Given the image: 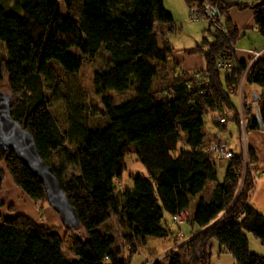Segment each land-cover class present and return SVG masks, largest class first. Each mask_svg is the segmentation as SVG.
I'll return each instance as SVG.
<instances>
[{"label": "trees", "instance_id": "1", "mask_svg": "<svg viewBox=\"0 0 264 264\" xmlns=\"http://www.w3.org/2000/svg\"><path fill=\"white\" fill-rule=\"evenodd\" d=\"M75 1L12 0L9 9L0 5V84L12 94L11 116L32 135L79 221L74 230L61 224L70 233L67 259L66 238L58 235L56 226L37 223L12 209L7 217L0 214V264H130L138 251L136 242L169 236L174 247L151 264H209L213 243L235 264H264V256L250 251L246 237L251 234L264 246V216L250 204L256 153L247 146L243 163L242 155L230 150L224 178L218 182L215 162L222 159L207 150L210 140L204 130L206 116L220 130L231 124L240 132L235 91L246 62L234 60L230 45L238 33L226 13L231 7L249 6L264 37V2L217 0L226 32L208 23L205 32L210 40L203 38L191 52L203 57L204 69L172 70L173 81L158 88L153 86L158 77L154 62L177 67L171 63L173 48L156 29L172 22L162 0H79L77 19L71 15ZM184 1L187 7H202L212 0ZM101 49L110 63L93 74L99 100L89 114L100 115L104 126L95 130L75 126L71 135L77 139L76 149L66 160L74 171L62 178L49 162L64 147L65 138L44 93L48 63L76 74L84 60H92ZM219 57L232 60L230 72L217 66ZM243 84L264 88V60L252 63ZM130 88L132 95L121 102L109 94ZM241 106L246 131L264 133V92L253 106ZM218 116L224 117L222 123ZM130 153L144 173H129L128 185L122 186ZM0 161L41 215L47 202L37 178L11 150L0 147ZM208 181L214 184L205 199L202 192ZM180 210L188 211L186 222L199 229L188 238L171 231L164 219L172 222ZM110 217L125 231L122 246L114 247V238L100 230Z\"/></svg>", "mask_w": 264, "mask_h": 264}, {"label": "rangeland", "instance_id": "2", "mask_svg": "<svg viewBox=\"0 0 264 264\" xmlns=\"http://www.w3.org/2000/svg\"><path fill=\"white\" fill-rule=\"evenodd\" d=\"M162 2L165 10L171 15L172 18L173 29L171 30V32L167 33L166 37L169 38L171 45L174 47V50H177L179 52L183 51L184 48L198 45L202 42L203 38L210 40V36L205 33V30L208 27L207 20L202 19L191 21L189 19L188 8L184 0H162ZM11 4L12 0H0V5L3 7H10ZM78 13L79 0H76L71 15L73 16V18L77 19ZM157 32L159 36H161L162 38L164 37L162 32L158 30ZM1 50L2 48L0 46V51ZM174 50H172V55L174 54ZM109 63L110 57L108 53H106L102 49L98 51L97 55L92 60H84L82 69L76 74L64 72L54 62L48 63V73L45 78L44 93L50 102V112L65 138L64 147L52 154L49 158V162L51 164H55V167L60 170L62 178L67 177L71 172L74 171L73 166L68 164L66 160L73 155L76 149L77 139L75 137H72L71 135L75 126L79 125L89 130L99 129L104 126V121L102 120L100 115L91 116L89 112H91L90 106L92 104H94L92 106H95V104H98L99 100V97L94 94L93 74L95 72L106 69L109 66ZM154 64L158 66V77L156 79V83H153V86H155L156 84V87L161 88L168 83H171L173 81V78L172 72L170 70V63L164 66L157 62H154ZM242 85H244V87L242 86L244 93L249 90V85H251L252 88L258 89L257 86H254L252 84ZM0 87L5 88L6 86L4 83H1ZM235 92L237 94L236 103L240 104L241 106V104L243 103L241 102L242 89L239 95V100H237L238 87ZM132 93L133 91L130 88L126 92H122L119 94L112 92L109 94L114 98L115 102H121L131 96ZM204 121L206 123L204 130L206 132H209L210 127H214V125L210 124L209 118H207L206 116L204 117ZM229 125L232 126L231 124ZM221 131L222 132H219L220 139L219 137H213L212 141L219 139L221 142H224L226 144V147L236 149L235 143L238 135L235 138V130L222 129ZM247 134L248 132L246 131V137L248 136ZM239 153L242 155L240 151ZM245 160L246 153L245 157L244 155H242L243 163ZM126 163V173H124L122 179H120V184L122 186L128 185L129 173L137 172L138 168L141 169V171L143 170L141 166L134 161V156L132 155V153L126 156ZM227 163V159L216 161V175L218 182H221L224 178ZM0 177H2L0 188L1 216L4 218L11 215L10 209H12L13 213H15L16 207L22 208L21 210H26L27 206H29L31 210L36 211V215L39 221H43L44 224L49 226H56V228L58 229V235L61 238H66L64 242V255L65 258L70 259V233H67V231L64 230L59 221L58 215L48 205L45 204L42 206L41 215H39L37 206L34 205L33 201L30 200L26 195H24L22 191L14 185L13 180L6 171L4 163L2 161H0ZM208 189L209 188L207 185L206 189L204 190V195L208 192ZM250 204L256 211L264 216V179H262L261 185H259V187H256V189L253 191L250 198ZM37 205L41 206L42 204L37 203ZM191 210L192 206L190 205L189 211L191 212ZM164 219L167 223V227L174 233L178 234V236H181L179 233L184 234V237L190 234L191 226L188 222L176 224L175 222L172 223L167 216H165ZM100 230L104 233L110 234L114 238V247L122 246L121 240L122 235L125 233V231L115 217H110L106 224L100 227ZM247 236L250 241L248 244L250 251L258 255L261 254L259 251H264V246L261 245L259 241L251 234H247ZM136 243L138 251L132 254L129 260L130 264H151L153 261L164 256L170 249L174 247L171 236L162 239L150 237L146 239L143 244H140L139 242ZM209 264H235V261L229 253H227L223 249H219L217 243H213Z\"/></svg>", "mask_w": 264, "mask_h": 264}, {"label": "crops", "instance_id": "3", "mask_svg": "<svg viewBox=\"0 0 264 264\" xmlns=\"http://www.w3.org/2000/svg\"><path fill=\"white\" fill-rule=\"evenodd\" d=\"M226 18L229 19V21L233 24V26L236 28L237 33H238V37L233 43L234 60L246 62L250 58L252 51L259 52L260 54L258 58L264 60V37H262L259 34V32L257 31L256 25L254 24L253 10L249 6H246L243 8L231 7L226 13ZM156 29L162 32L164 36L163 39H165L174 50V47L171 45L169 41V38L166 37L167 33L171 32V30L173 29V23L171 22L169 24H159L156 26ZM196 46L197 45H194L193 47L184 48L183 51H179V52L177 50H174L173 51L174 56L172 55L171 61L172 63H176L177 67L175 68L171 67L170 70L171 71L175 70V72H178L179 69H183L191 73L194 71L204 69L205 61L203 57L200 56L199 54L191 53L195 49ZM254 86H257L259 90L257 88L256 89L252 88V86L249 85V90H247L244 93L243 88H242V101L246 105L253 106L255 102L254 98L255 99L258 98L260 94L264 92V88H262L261 86H258V85H254ZM227 129L235 130V128L233 126H230L229 124H227L225 130ZM219 130L220 129H218L217 127L211 126L210 131L207 132L208 134H207L206 139L212 141L213 137H219V134H220L219 132H222L221 130L220 131ZM237 135L238 134L235 131V138ZM247 135H248L247 136V146L252 148L255 151L256 158H257L256 163L253 165V168L255 171L254 173L256 175V185H255V189H256V187H259V185H261L262 179H264V133L261 131L252 130V131H248ZM235 145H236L235 147L236 149L228 148V147L227 148L228 150H232L236 153H239L240 146L237 143H235ZM222 160H225V159H222ZM216 161H218V159H216ZM137 172L144 173V170L141 171V169L138 168ZM213 184L214 183L210 181L206 183V187L208 185V188H209L208 192L205 195H204V191L202 192V196L205 199L209 198ZM205 189L206 188H204V190ZM196 199L197 198H195L192 201V204H191L192 209L195 205ZM27 208L26 210H21L22 208L16 207L15 208L16 211L14 214H23L31 218L33 221L39 223L40 221L38 220L36 211L31 210L29 206H27ZM197 231H199V229H197L194 226H191V232L189 235H186L185 238L190 237L193 233H196ZM179 234L184 235L182 233H179ZM246 237H247V241L249 244L250 241L248 239V236L246 235ZM259 252L261 253L259 255L264 256V251L260 250Z\"/></svg>", "mask_w": 264, "mask_h": 264}, {"label": "water", "instance_id": "4", "mask_svg": "<svg viewBox=\"0 0 264 264\" xmlns=\"http://www.w3.org/2000/svg\"><path fill=\"white\" fill-rule=\"evenodd\" d=\"M11 99L12 94L0 87V147L11 150L17 161L37 178L43 187L47 205L58 215L61 224L71 230L77 229L78 217L52 168L40 157L30 132L12 118Z\"/></svg>", "mask_w": 264, "mask_h": 264}, {"label": "built area", "instance_id": "5", "mask_svg": "<svg viewBox=\"0 0 264 264\" xmlns=\"http://www.w3.org/2000/svg\"><path fill=\"white\" fill-rule=\"evenodd\" d=\"M235 1L241 5H251L259 1L264 2V0H235ZM187 8L189 13V19L191 21L206 19L213 28L223 33L226 32L224 22L218 15L217 0H212L211 2H204L202 7L188 6ZM262 8L264 10V4ZM230 48L232 51H234L233 45H230ZM259 54H260L259 52L252 51L250 58L246 61V65L242 72L240 83L238 86V100L245 76L247 75V72L250 69L252 63L258 58ZM216 64L219 68H221L222 70H226L227 72H230L233 68V63L230 58L219 57L216 59ZM240 107L241 106L239 104L238 109H239V119H240V132L236 138V143L240 146V152L245 157L247 137H246L245 121L243 119ZM216 120L219 123H222L224 121V117L218 116ZM206 148L212 154H214L215 156L221 159H227L231 156V152L226 147V144L224 142H221L219 139L210 142V144ZM188 219H189V213L186 210H180L171 217L172 222L175 223L186 222Z\"/></svg>", "mask_w": 264, "mask_h": 264}]
</instances>
